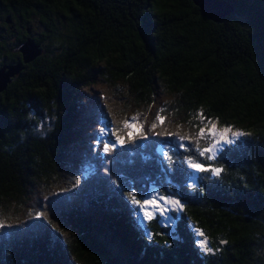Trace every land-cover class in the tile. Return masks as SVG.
<instances>
[{
  "label": "trees",
  "instance_id": "obj_1",
  "mask_svg": "<svg viewBox=\"0 0 264 264\" xmlns=\"http://www.w3.org/2000/svg\"><path fill=\"white\" fill-rule=\"evenodd\" d=\"M223 3L0 0V264H264V0ZM152 108L156 133L102 153ZM209 120L246 135H157ZM149 184L183 204L171 227L135 212Z\"/></svg>",
  "mask_w": 264,
  "mask_h": 264
},
{
  "label": "snow or ice",
  "instance_id": "obj_2",
  "mask_svg": "<svg viewBox=\"0 0 264 264\" xmlns=\"http://www.w3.org/2000/svg\"><path fill=\"white\" fill-rule=\"evenodd\" d=\"M163 111V109L161 110ZM202 115V113H201ZM157 120H159L161 123L164 121V117L162 115H157ZM137 117H132L131 122L129 120H124L122 123L125 127L134 129L135 130V135L133 131H129L127 133V139L128 141H132L139 136L140 139H143L146 136V133H143V125H140L139 128H137V123H136ZM156 123L154 122L151 125L152 129L156 128ZM216 129V125L213 124L211 129H208V131L211 133ZM101 138L97 140V146L100 147L102 153L107 154L111 150L116 149L118 146H121L125 143V137L117 135L116 133L119 131L118 129L113 130L112 135L115 136L114 140H110L109 142H103V136L107 135V132L105 129H101ZM231 131L229 128L225 127L221 130V139L224 138L223 134ZM200 134H203L205 132L204 128H200L199 130ZM234 136H239V135H246L244 133H238L234 132L232 133ZM157 135H178V133H157ZM181 140L185 139H190V137L187 136H180L179 137ZM183 147V145H182ZM212 151V147H207V148H202L200 150V155L205 156L209 152ZM171 159V157H169ZM208 159H213L212 156H208ZM188 165L190 166L191 169L199 172H211L215 175H219L222 171L221 167H214L210 164H205V163H199V162H194L193 159L189 158L188 160ZM139 195V198H138ZM129 197L131 198V203L136 205L135 212L139 216L141 213L144 218H147L148 220H152L156 218L157 216L159 217V221L164 222L167 226L171 227L173 224H176L179 216L177 213L183 211V204L177 199H171L169 197H165L159 194L154 195L153 193L149 192L143 195H140L136 192H129ZM42 215V214H38ZM178 227V224H177ZM175 235V230L173 232ZM196 234L203 237L204 234L203 232L197 228L196 229ZM221 243H227L226 241H221ZM200 246L205 252H211L212 249L207 247L206 244V238L202 239L199 241Z\"/></svg>",
  "mask_w": 264,
  "mask_h": 264
},
{
  "label": "rangeland",
  "instance_id": "obj_3",
  "mask_svg": "<svg viewBox=\"0 0 264 264\" xmlns=\"http://www.w3.org/2000/svg\"><path fill=\"white\" fill-rule=\"evenodd\" d=\"M208 1L211 2V0H208ZM216 1H217L218 4L220 2H223V0H216ZM212 2H213V0H212ZM212 5H213V3H212ZM157 114H158V112L154 108H152V110L149 109L146 113L140 114L139 115L140 119L136 120L137 128H139L140 125H142L143 120L148 119L150 121V124H149L148 128L144 127L143 133H146V135L149 134V133H156L157 130L151 128V125H152L151 123H153L155 118H157ZM126 119L127 118H123V121L126 120ZM148 120H147V122H148ZM129 121L131 122V119ZM113 122L115 123L114 120H113ZM122 122L119 121L117 123V125L115 123L116 128L119 130L117 132V135L124 136L125 137V141H128L127 133L129 131H133L134 135H135V130L125 127ZM144 123H146V121ZM108 124H110V122H108ZM213 124L216 125V129L213 132L210 133L208 131V129H211ZM109 127L113 128L112 124H110ZM225 127L229 128L231 131H229L227 133H224L223 134L224 138L221 139V130L223 128H225ZM200 128H204L205 129V132L203 134H200V132H199ZM234 132H237V130L233 129L230 125H227L225 123H222V122H219V121H216V120L215 121L214 120H209L208 123H206L204 125H200L194 131H191V130L189 131V130H187V128H184L182 133H184L183 136H187V137H190V138H196L195 147L198 148L199 150H201L202 148L212 147V151L209 152V155H212V153H216L223 145H225V143L229 142L234 137L233 134H232ZM177 133H179V131H177ZM177 138H178L179 143H181V139L179 138V135H177ZM133 146H135V145L134 144H130V145H128L126 147V149L128 151H130V152H134ZM192 159L195 160L196 156H194ZM125 161L129 162L130 160L128 158H125L124 162ZM114 167H115V164H114ZM116 171H117V175H118L120 173V171H118L117 169H116ZM114 175H115V173H114ZM126 176L128 177V175H122L121 179L125 180L127 178ZM148 188H150L149 191L151 193H153L154 195H156V194L162 195L163 194V193L160 192V189L157 187V185L150 186V184H149ZM166 197H169L171 199L179 200L176 196H173V195L166 196ZM145 219H147V218H145Z\"/></svg>",
  "mask_w": 264,
  "mask_h": 264
},
{
  "label": "water",
  "instance_id": "obj_4",
  "mask_svg": "<svg viewBox=\"0 0 264 264\" xmlns=\"http://www.w3.org/2000/svg\"><path fill=\"white\" fill-rule=\"evenodd\" d=\"M196 1V3L197 4H200L201 6H204V12L206 13V14H208L210 17H212V18H215V19H217V16L215 15V11H220L221 9H224V5L225 6H227V4H225V3H223V2H220L219 4L217 3V1L216 0H213V3L215 4L214 6H216V7H213V8H210V9H208V8H206V5H207V3H208V0H195ZM212 1V0H211ZM218 4V5H217ZM220 5H221V7H220ZM216 8H218V9H216ZM220 8V9H219ZM225 14V13H224ZM224 16V15H223ZM223 16L222 17H220L221 19L223 18ZM30 43H28L27 45H25V47L24 48H21L22 50H23V52L25 53V51L26 50H28L26 53H27V55H26V53H25V58L26 59H28V54H30V53H32V45H29ZM27 48V49H26ZM5 69V67H3V68H1L0 69V73H2V75L0 76V86H2L3 84H6L7 82H8V80H9V75H10V72H7V71H5L4 70ZM6 76V77H5ZM7 76H8V78H7Z\"/></svg>",
  "mask_w": 264,
  "mask_h": 264
},
{
  "label": "clouds",
  "instance_id": "obj_5",
  "mask_svg": "<svg viewBox=\"0 0 264 264\" xmlns=\"http://www.w3.org/2000/svg\"><path fill=\"white\" fill-rule=\"evenodd\" d=\"M108 122H110V124H112L113 128H110L109 127L110 124L107 125V127H108V130H106L107 136L110 135L113 132V130H114V122H113V119L111 118ZM106 139L110 140L109 138H106ZM134 150H138V149L137 148H134Z\"/></svg>",
  "mask_w": 264,
  "mask_h": 264
}]
</instances>
